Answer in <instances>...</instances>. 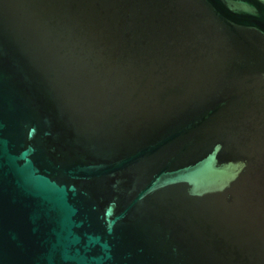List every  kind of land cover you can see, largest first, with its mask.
<instances>
[{
	"label": "water",
	"instance_id": "95a60500",
	"mask_svg": "<svg viewBox=\"0 0 264 264\" xmlns=\"http://www.w3.org/2000/svg\"><path fill=\"white\" fill-rule=\"evenodd\" d=\"M0 264H264V0H0Z\"/></svg>",
	"mask_w": 264,
	"mask_h": 264
}]
</instances>
